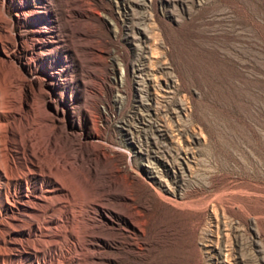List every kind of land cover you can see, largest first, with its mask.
<instances>
[{"label":"rangeland","instance_id":"374dc122","mask_svg":"<svg viewBox=\"0 0 264 264\" xmlns=\"http://www.w3.org/2000/svg\"><path fill=\"white\" fill-rule=\"evenodd\" d=\"M17 7L43 12L16 23ZM45 10L59 48L31 60ZM7 12L38 113L53 87L52 106L70 108L54 134L75 122L100 159L94 177L89 158L72 164L67 218L44 202L36 229L22 201L0 206V264H264V0H13ZM5 226L30 229L18 250L3 248Z\"/></svg>","mask_w":264,"mask_h":264},{"label":"bare ground","instance_id":"6f19581e","mask_svg":"<svg viewBox=\"0 0 264 264\" xmlns=\"http://www.w3.org/2000/svg\"><path fill=\"white\" fill-rule=\"evenodd\" d=\"M12 1L13 0H0V181L3 182L4 196L3 202L0 200V206L6 212L13 213L10 209L12 204L11 201H13L14 198L22 201L24 205L26 204V208L23 211L33 217L31 220H34L36 223L34 226L36 229H39L40 224L37 222V219L40 218V216H45L48 210L43 204L44 202H49L50 205L54 207L51 209L52 217L58 220L61 217H66V208L68 205H71L69 202L70 200H74L73 196L76 193L73 194L71 189L74 187V184H72L73 186L71 185L72 187L70 188L66 183L69 170H73L71 169L72 164L78 163L79 160L85 157L89 158L92 162V167L87 166L90 169L91 175L94 177L98 170L96 163L97 159H100L98 157L100 155L95 153L94 150L85 147L86 143L83 141L82 134L76 133L75 131V122L72 123V131H68V125L64 123L63 129L60 128L58 134H54L56 129L54 120L56 118L66 119L69 116L70 108H67V106H52L53 96L51 94L52 91H54L53 87H48V95L44 98L45 106L42 105L44 107V114L41 113V115L38 113V106H35V100L36 97L38 98L37 92L40 90L38 86L39 81L27 80V78L24 77L25 74L23 75V66L16 65L14 61V57L20 58V54L26 50L25 46L21 43L23 41L22 34H15L13 41L7 40V34H11L12 30L7 12V3L10 4ZM13 11L16 17V23L27 21L37 13L43 12L31 7L27 10H20L19 7H17ZM44 13L48 19L47 21H50L51 24L43 30L31 31L29 37V42L32 46L30 53L31 60L36 56L42 58L44 55H50L59 48V41L55 39L58 38V36L55 30L51 28V15L48 10H45ZM29 66H26V71H31ZM17 91L19 93H16ZM37 101L38 100H36V102ZM38 103L39 102H37V104ZM40 109L42 110V108ZM71 112L72 111H70V113ZM33 116L34 118L35 116L40 118L36 117L39 121H36V123H34V121V124L31 122ZM45 128H48V130L45 131ZM72 136H78L77 153L75 155H70L67 152V145ZM74 150H76V148ZM76 168H78V166H76ZM76 168L74 169V174ZM77 173L78 171L76 174ZM69 175H71V173ZM85 176L84 174V177ZM37 180L41 181L39 187L34 186V182ZM88 182L87 180L86 183ZM113 184L114 182L110 180L108 187L111 188ZM95 187L97 189V184H95ZM86 191L88 190L86 189ZM36 205L39 206L40 209L36 208ZM97 211L106 216L107 212L104 211L103 207H98ZM46 219V222L50 223L54 218L51 219V217H48ZM29 233L30 229L25 230L23 228L11 226L3 227V248L8 247V252L9 250L10 252L12 250H18L16 247L19 243L16 237L22 238L29 235ZM50 237L54 239L55 235ZM8 252L7 256L9 255ZM3 259H5L4 255ZM35 264L39 263L36 261Z\"/></svg>","mask_w":264,"mask_h":264}]
</instances>
